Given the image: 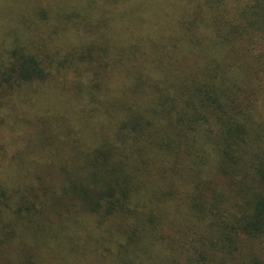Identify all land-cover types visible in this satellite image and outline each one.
Listing matches in <instances>:
<instances>
[{
  "label": "trees",
  "instance_id": "trees-1",
  "mask_svg": "<svg viewBox=\"0 0 264 264\" xmlns=\"http://www.w3.org/2000/svg\"><path fill=\"white\" fill-rule=\"evenodd\" d=\"M6 4L0 264H264V0Z\"/></svg>",
  "mask_w": 264,
  "mask_h": 264
},
{
  "label": "rangeland",
  "instance_id": "rangeland-1",
  "mask_svg": "<svg viewBox=\"0 0 264 264\" xmlns=\"http://www.w3.org/2000/svg\"><path fill=\"white\" fill-rule=\"evenodd\" d=\"M8 10L6 0H0V40L5 42V34L2 28H6L8 23ZM46 85H41L37 87H29L24 89L25 91L19 95L16 99H13L15 104L13 110L10 113V121L5 119L0 121V178L4 181L9 179L8 165L13 157L19 153V151L32 149L31 146L40 144L43 140L41 135L42 123H44L43 113L33 112L31 107L27 109L23 108L22 112L19 109L22 105L30 100L34 101H45L48 98V93L46 90ZM35 88H37L35 90ZM39 89V93H34ZM52 103L55 100H51ZM7 107V106H5ZM8 116V115H6ZM64 115L59 114L56 117L62 119ZM11 120L14 122L12 125ZM27 159V158H23ZM6 184L16 187V183L7 182Z\"/></svg>",
  "mask_w": 264,
  "mask_h": 264
}]
</instances>
